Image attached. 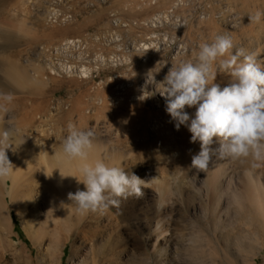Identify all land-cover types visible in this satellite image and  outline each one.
<instances>
[{
	"label": "rangeland",
	"instance_id": "obj_1",
	"mask_svg": "<svg viewBox=\"0 0 264 264\" xmlns=\"http://www.w3.org/2000/svg\"><path fill=\"white\" fill-rule=\"evenodd\" d=\"M154 6L184 19L165 30L179 41L164 62L135 45L151 38ZM257 6L264 11V0H0V140L8 133L0 148L9 145L18 170L16 183L0 179V264H264V158L213 157L207 169L191 168L200 144L187 126L176 129L159 98L169 68L197 63L201 42H214L203 23L212 8L234 47L214 74L211 66L209 84L231 81L220 60L237 49L264 67V20L251 23ZM68 38L83 46L66 47ZM184 111L191 118L196 108ZM69 123L94 133L90 149L107 166L146 181L142 195L78 211L67 194L85 190L83 177L62 148ZM58 205L64 214L54 217Z\"/></svg>",
	"mask_w": 264,
	"mask_h": 264
},
{
	"label": "clouds",
	"instance_id": "obj_2",
	"mask_svg": "<svg viewBox=\"0 0 264 264\" xmlns=\"http://www.w3.org/2000/svg\"><path fill=\"white\" fill-rule=\"evenodd\" d=\"M233 47L231 37L218 35L211 44L200 46L197 63L172 65L159 82L166 111L176 122V129L187 126L192 134L190 142L200 144V151L191 157L193 169H207L213 157L264 158V67L253 55L237 49L230 58L220 60L219 70L228 73L231 81L223 88L216 83L209 84L213 62L225 57ZM215 76L212 75L213 81ZM186 106L196 108L193 117L184 111ZM93 135L91 130H78L69 123L68 135L62 143L63 153L68 158L86 161ZM3 137L0 144L5 142L8 133H3ZM214 138L219 145L216 148L211 147ZM8 147L0 148V179L13 171L5 151ZM80 173L83 179L77 182L83 183L85 190L78 188L75 193L67 194L78 211L118 207L120 198L142 195L141 185L146 183L134 173L129 175L124 169L109 167L102 161L94 165L83 163Z\"/></svg>",
	"mask_w": 264,
	"mask_h": 264
},
{
	"label": "bare ground",
	"instance_id": "obj_3",
	"mask_svg": "<svg viewBox=\"0 0 264 264\" xmlns=\"http://www.w3.org/2000/svg\"><path fill=\"white\" fill-rule=\"evenodd\" d=\"M180 1L184 2V0H180ZM156 4H158V3H156ZM152 9L154 10L153 11L154 14H152L153 18L152 17L148 18V19L151 20L150 23L152 25V27H150L148 29V32H149L148 35H150L151 38L150 39L136 40V42H135L136 44L135 45L138 46V47L139 46L141 47L139 49V54L140 55L141 54L150 55L152 52H156V50H157L158 53H159V57H160L159 59H163L164 58L163 52L167 51V49L169 48V45H171L173 42L177 43L179 41L178 33L174 34V33H170L169 31L165 32V30L168 29V27H171V26L177 27L178 26L177 23L180 22V21L182 22L184 19L182 18V16L180 15L179 12H173V14H170L168 12H164L163 9H159L158 6L157 7L154 6V7H152ZM212 11H213V13H212V15H210L208 17V20L207 21H203V23L210 30L212 39H215L217 34H221V35H226L227 36V33L224 31V28H223L225 26L224 23L222 21H220V20H217L215 18V12H214L213 8H212ZM142 13H140V15ZM244 13L245 12H241V14H240L241 18H242L241 21L243 23H244V18H243L244 17L243 16ZM251 13H252V15H251L252 16V19H251V23L252 24L258 23V22H263V20H264V11L261 9V7H259V6L255 7L254 10ZM223 17L225 18L226 15L224 14ZM187 26L190 29V31H193V27H192L191 23H187ZM247 26H248V24H247ZM201 34H205V30L201 31ZM66 41H67V43L65 45H66V47H69V48H73L74 49L78 44H80L81 47L83 46L82 43H80V42L78 43L76 40H74L72 38H68V39H66ZM78 41H80V40H78ZM202 44H205V42L202 41L200 45H202ZM180 45H182L184 47L183 43H180ZM161 48L163 49V51L161 50ZM80 50H82V49L80 48ZM114 56H115V58H118L119 54L116 55V52H115ZM120 56L125 58V60L127 62H129L131 60L133 62V60H134L133 58L130 57V55L126 54L125 52H121ZM100 57L106 59V57H104L103 55H100ZM164 61L165 60L163 59V62ZM163 66H164V64L160 65V67H163ZM212 67H213V70H212L211 73L214 74V70H215L214 69V62L212 64ZM90 73H92L91 68H88L87 66H85L84 74L86 76H89ZM122 80H124V78ZM116 82H119V79L116 80ZM134 90H135V87L133 89H126V91H128V92H132ZM159 98H161V99L163 98V100H165L164 96H159ZM158 101H160L162 103V101L160 99ZM87 151H88V156H87V160L86 161H81L79 158H76V159H72L71 158L68 166L69 167H75L77 171H80V167H81V165L83 163H89V164H93L94 165L95 162L102 161L103 163H105L107 165V163H106L107 159L102 154L101 149L94 148V149H88ZM33 155H34L33 151L28 150V149H24L22 151V153H21V158L24 157L25 159L28 160ZM17 172H18V170L13 168V171L9 175L10 177L14 178L15 183H16V178H17L16 176H18ZM62 213L64 214L63 206H61V205L59 206L58 205V206L55 207V209H54L52 214H53L54 217H60ZM6 217H7L6 210L4 208H0V222L4 223L5 220H6Z\"/></svg>",
	"mask_w": 264,
	"mask_h": 264
}]
</instances>
